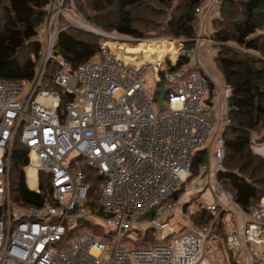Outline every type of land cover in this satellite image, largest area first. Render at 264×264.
<instances>
[{
	"label": "built area",
	"instance_id": "1",
	"mask_svg": "<svg viewBox=\"0 0 264 264\" xmlns=\"http://www.w3.org/2000/svg\"><path fill=\"white\" fill-rule=\"evenodd\" d=\"M222 4L223 0H200L194 47L185 50L180 40L176 59L165 53L154 61H141L136 54L126 58L113 50L115 44L141 40L104 31L66 0H50L32 83L0 80V264H211L206 249L218 242L214 229L218 219L237 264H264V198L246 213L218 177L226 157L223 135L232 123V86L211 89L199 45L205 36L214 43L211 19L219 16ZM60 22L100 39L98 56L76 71L54 54ZM213 47L209 51L215 56ZM51 61L58 68L52 85L44 84ZM151 69L163 84L160 91L166 92L164 110L159 106L161 94L156 96L143 85ZM215 121L221 134L214 154L191 179L195 154L207 148ZM16 141L28 150L25 183L44 197L40 207L12 200ZM252 143L257 146L254 136ZM85 165L106 180L96 198L98 191L89 182ZM192 189L219 194L221 200L185 205L174 199L177 192ZM202 211L215 213V218L210 225L194 228L192 217ZM146 214L152 215L141 221ZM174 218L177 223L172 226L168 220ZM79 222H90L102 231H75ZM148 223H153L157 242L172 238L171 243L128 249L119 242ZM73 230L68 251L57 250ZM113 238L112 249L107 243Z\"/></svg>",
	"mask_w": 264,
	"mask_h": 264
},
{
	"label": "trees",
	"instance_id": "2",
	"mask_svg": "<svg viewBox=\"0 0 264 264\" xmlns=\"http://www.w3.org/2000/svg\"><path fill=\"white\" fill-rule=\"evenodd\" d=\"M72 0H66L67 5ZM200 0H74L75 6L96 27L136 40L181 39L185 50L195 46L191 41L198 27L196 8ZM50 0H1L0 15V80L32 83L40 62V29L48 16ZM70 6V5H69ZM55 55L63 56L73 71L100 52V39L92 33L65 28L60 22ZM212 40L217 51L214 62L225 84L232 86L229 99L231 126L224 135L226 157L224 171L218 177L223 188L232 194L236 204L251 213L264 198V156L254 148L264 144V0H223L218 17L211 21ZM177 41L152 48L146 42L115 44L113 50L126 58L138 55L141 61H154L168 53L176 59ZM158 54V56H155ZM184 60L179 62L181 65ZM57 64L51 61L44 84L52 85ZM204 73V72H203ZM47 80V81H46ZM211 89L213 84L211 83ZM68 99V97H67ZM252 136L256 145L252 143ZM205 148L195 154L192 178L210 159ZM28 150L16 141L11 178L14 202L21 206L40 207L42 195L31 192L25 183L24 169ZM177 192L174 199L178 198ZM153 214V213H152ZM148 214V215H152ZM215 213L202 211L192 217L194 228L212 224ZM100 233L90 222H79L74 229ZM218 238L216 252H226L230 264H237L226 244V230L221 220L214 226ZM70 231L68 235H72ZM151 228L144 230L139 249L158 244ZM219 250V251H218ZM233 260V261H232Z\"/></svg>",
	"mask_w": 264,
	"mask_h": 264
},
{
	"label": "rangeland",
	"instance_id": "3",
	"mask_svg": "<svg viewBox=\"0 0 264 264\" xmlns=\"http://www.w3.org/2000/svg\"><path fill=\"white\" fill-rule=\"evenodd\" d=\"M68 4L70 6H72V7H76L75 3H74V0H72L71 3H68ZM180 40L181 39H178V40H174V39H155V40H142L141 42L145 41L152 48L159 49L160 47L165 46V45L169 44L172 41H177L178 43H180ZM141 42L133 41L131 39L127 41L128 44H138V43H141ZM164 54H165V52L163 54H161V56L164 55ZM156 55L158 56V54H156ZM215 70L219 71L217 69V67H216ZM143 85L145 86V88L147 90H149L152 94H154L156 96H158V94L160 93V89H162V86H163V84H159L156 81L155 73H154L153 69H151L148 72L147 76L143 80ZM220 85H221L220 86L221 89H224L225 83L223 81H220ZM217 105H218V100H216L214 102V106H217ZM225 113H226V108H225V106H223V115L221 116L222 120L225 119ZM214 126H215V128H214L213 134L210 137L209 142L207 144V149L210 150L211 155H213L214 151H215L214 142H215V140L218 137H220V134H221V133H219V130H218L219 129V124L216 121L214 122ZM83 169L86 171V173L89 176V179H88L89 182L94 184L95 188L98 191L97 194H94V197L96 198L102 192V189L104 188V186L106 184V180L101 179L98 176V173L96 172V170L89 168L87 165L83 166ZM188 197H190V192L186 195L185 198H188ZM204 198H205V196H204ZM12 200L14 202V192H13ZM231 210H232L233 213H235V214L237 213L235 207L232 206ZM149 218H150V215L146 214V215L141 217V221L149 220ZM176 219L177 218H174V219H171V220L169 219L168 220L169 224L172 225V226H175V224L177 223ZM239 220L241 221V217L240 216H239ZM239 226H240V228L242 227V223L241 222H240ZM153 227H154L153 223H148V224L144 225L142 227V229L131 231L127 236L122 238L119 242L124 244L125 247L128 248V249H139V244H140L139 241L144 238V229L153 228ZM108 230H110V229H108ZM74 234L75 233H73L72 235H70V234L67 235L61 242H59L57 250L62 251V252L68 251V249L71 247V245L73 243V238L72 237L74 236ZM171 241H172V238H169L168 240H166L164 242H160L157 245H169L171 243ZM107 244H108L109 247H111L113 249L116 246V240L113 238ZM107 253H110V252H107ZM206 256L209 259V261L211 262V264H230L229 255L226 252H224L223 250H222V252H220V251L216 252V246L212 247L211 245H208L207 249H206Z\"/></svg>",
	"mask_w": 264,
	"mask_h": 264
},
{
	"label": "crops",
	"instance_id": "4",
	"mask_svg": "<svg viewBox=\"0 0 264 264\" xmlns=\"http://www.w3.org/2000/svg\"><path fill=\"white\" fill-rule=\"evenodd\" d=\"M218 15V14H217ZM213 19H211L212 21ZM210 21V18H209ZM211 30V28H210ZM209 37L205 36L204 41L199 45V50L201 53V57L203 59V68L202 71L207 74V76L210 78L211 83L213 84V87L221 88L220 86V81H224L223 75L219 72L216 71V64L214 62L215 56L211 54L210 46H214L215 43L211 44L209 42ZM216 99L214 100V102ZM221 102V101H220ZM224 104H222L221 108L223 109ZM258 148V149H257ZM255 152L258 154H261L264 156V144L257 146L254 148ZM190 192V197L185 198L186 195ZM219 194H213L209 191H204V192H198L197 190H189L186 191L185 193H181L178 195V198H180V201L184 203L185 205H189L192 203H212V202H217L220 199L218 196ZM205 196V198H204ZM208 198V199H207Z\"/></svg>",
	"mask_w": 264,
	"mask_h": 264
},
{
	"label": "water",
	"instance_id": "5",
	"mask_svg": "<svg viewBox=\"0 0 264 264\" xmlns=\"http://www.w3.org/2000/svg\"><path fill=\"white\" fill-rule=\"evenodd\" d=\"M160 94H161V99L159 100V106L162 110L165 109V106H163V100H164V97L166 95V92L164 90H161L160 91Z\"/></svg>",
	"mask_w": 264,
	"mask_h": 264
}]
</instances>
